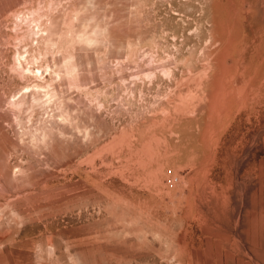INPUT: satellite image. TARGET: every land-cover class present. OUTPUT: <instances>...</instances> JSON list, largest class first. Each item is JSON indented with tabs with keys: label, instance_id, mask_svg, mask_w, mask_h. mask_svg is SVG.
I'll return each instance as SVG.
<instances>
[{
	"label": "rangeland",
	"instance_id": "obj_1",
	"mask_svg": "<svg viewBox=\"0 0 264 264\" xmlns=\"http://www.w3.org/2000/svg\"><path fill=\"white\" fill-rule=\"evenodd\" d=\"M0 264H264V0H0Z\"/></svg>",
	"mask_w": 264,
	"mask_h": 264
},
{
	"label": "bare ground",
	"instance_id": "obj_2",
	"mask_svg": "<svg viewBox=\"0 0 264 264\" xmlns=\"http://www.w3.org/2000/svg\"><path fill=\"white\" fill-rule=\"evenodd\" d=\"M21 61V60H20ZM20 66V65H19Z\"/></svg>",
	"mask_w": 264,
	"mask_h": 264
}]
</instances>
